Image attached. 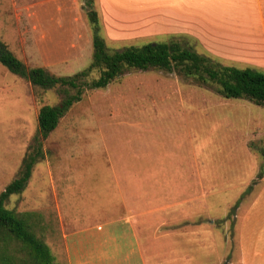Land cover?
I'll return each mask as SVG.
<instances>
[{
    "label": "rangeland",
    "instance_id": "rangeland-1",
    "mask_svg": "<svg viewBox=\"0 0 264 264\" xmlns=\"http://www.w3.org/2000/svg\"><path fill=\"white\" fill-rule=\"evenodd\" d=\"M93 7L110 51L172 39L222 65L254 68L218 58L210 30L209 35L200 31L169 36L164 31L170 24L153 16L150 4L93 0ZM86 12L84 0H0V41L28 68L73 75L91 61ZM95 77L94 71L89 78ZM59 100L55 90H35L0 65V193L16 176L36 135L39 108ZM43 151L44 159L33 167L24 191L12 195L5 207L34 214V232L48 244L54 263H66L61 226L66 229L68 220L76 217L63 212L65 194L77 198L82 188L88 195L85 214H95L94 193L102 198L111 185L121 188L126 171H134L123 165L137 155L148 161L139 163L144 179L157 177L143 184L144 211L154 212V223L165 225L160 229H191L192 256L215 264L222 257L223 264H231L233 224L226 218L253 181L238 206L241 211L264 186V108L224 99L213 86L173 73L132 70L104 89L87 91L44 140ZM204 231L207 242L201 244L198 237L202 239ZM157 254L167 255L165 247Z\"/></svg>",
    "mask_w": 264,
    "mask_h": 264
},
{
    "label": "crops",
    "instance_id": "crops-1",
    "mask_svg": "<svg viewBox=\"0 0 264 264\" xmlns=\"http://www.w3.org/2000/svg\"><path fill=\"white\" fill-rule=\"evenodd\" d=\"M135 2L140 7L150 4L153 16L166 18L170 26L164 32L171 34L169 36L210 30L218 58L225 63H242L264 71V0H134ZM201 25L204 28L208 26L201 29ZM213 37L209 36L210 39ZM135 156L136 159L131 164L123 165L134 171H126V182L121 188L117 189L113 185L109 187L107 183L110 190L101 198L97 194V186L93 187L97 191L93 196L96 202L95 214H85L88 195L86 192L84 194L82 188L78 187L79 195L76 199L71 194H65L63 212L73 213L76 217L68 220L66 229L61 226L64 260L66 259L63 264H215L203 256L191 255V229L175 226L162 229L165 225L154 223V212L144 211L143 184L145 181H156L157 177L148 175L150 177L144 179L139 163L141 165L148 161ZM106 178L108 181L112 180L110 173ZM98 182L103 187L102 181ZM70 185L69 183L68 186ZM72 189L75 190L76 185ZM85 195L87 196L83 200ZM101 199L102 202L104 200L103 203L99 202ZM110 216L118 218H108ZM90 217L94 218L93 223L87 222ZM101 218L105 220L102 221ZM226 219L230 225L233 224L232 239L235 243L231 247L230 263L264 264V186L252 197L245 210L237 208ZM202 235L205 241L198 237L201 244L207 242L206 231ZM162 246L166 249L165 256L157 254ZM233 251L235 254H232ZM218 262L223 264V258L220 257Z\"/></svg>",
    "mask_w": 264,
    "mask_h": 264
},
{
    "label": "trees",
    "instance_id": "trees-1",
    "mask_svg": "<svg viewBox=\"0 0 264 264\" xmlns=\"http://www.w3.org/2000/svg\"><path fill=\"white\" fill-rule=\"evenodd\" d=\"M84 2L92 36L91 61L85 69L73 75L56 76L41 67L28 68L0 41L1 66L28 82L33 89L42 92L55 90L60 97L58 104L39 108L36 135L22 158L16 176L0 193V264H55L50 248L34 232V223L30 220L34 214L16 213L7 209L5 204L12 195L24 191L33 167L44 159V140L87 91L104 89L132 70H159L191 79L200 86H213L215 92L224 99H243L264 108V72L222 65L172 39L110 51L100 34L93 0ZM94 71L97 77L89 78ZM257 178H261V173ZM252 185H255V181L246 188L231 209L229 217L234 214L243 197L249 194Z\"/></svg>",
    "mask_w": 264,
    "mask_h": 264
}]
</instances>
